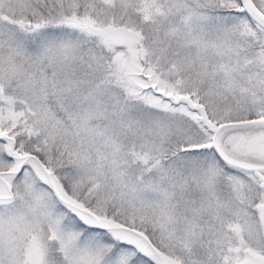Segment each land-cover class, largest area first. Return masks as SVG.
I'll return each mask as SVG.
<instances>
[{
  "label": "snow or ice",
  "instance_id": "obj_1",
  "mask_svg": "<svg viewBox=\"0 0 264 264\" xmlns=\"http://www.w3.org/2000/svg\"><path fill=\"white\" fill-rule=\"evenodd\" d=\"M0 264H264V0H0Z\"/></svg>",
  "mask_w": 264,
  "mask_h": 264
}]
</instances>
